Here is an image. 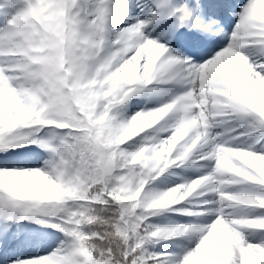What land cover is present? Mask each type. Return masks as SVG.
I'll return each instance as SVG.
<instances>
[{
    "label": "snow or ice",
    "instance_id": "6c2138e0",
    "mask_svg": "<svg viewBox=\"0 0 264 264\" xmlns=\"http://www.w3.org/2000/svg\"><path fill=\"white\" fill-rule=\"evenodd\" d=\"M0 264H264V0H0Z\"/></svg>",
    "mask_w": 264,
    "mask_h": 264
}]
</instances>
